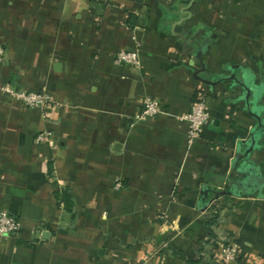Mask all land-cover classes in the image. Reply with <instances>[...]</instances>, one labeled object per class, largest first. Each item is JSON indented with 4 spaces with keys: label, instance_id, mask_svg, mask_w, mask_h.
Segmentation results:
<instances>
[{
    "label": "crops",
    "instance_id": "obj_1",
    "mask_svg": "<svg viewBox=\"0 0 264 264\" xmlns=\"http://www.w3.org/2000/svg\"><path fill=\"white\" fill-rule=\"evenodd\" d=\"M208 38L198 76L212 86L194 79L188 53ZM0 46V80L55 103L28 108L0 93V211L20 224L0 238V264H180L169 244L196 260L208 190L225 191L247 166L264 177V135L233 166L264 128V0H0ZM130 51L137 67L117 63ZM233 75L249 80L247 97L219 81ZM197 92L208 122L189 146L180 119ZM145 96L162 110L136 119ZM263 204L253 193L220 212L214 233L237 245L235 264H264Z\"/></svg>",
    "mask_w": 264,
    "mask_h": 264
},
{
    "label": "built area",
    "instance_id": "obj_2",
    "mask_svg": "<svg viewBox=\"0 0 264 264\" xmlns=\"http://www.w3.org/2000/svg\"><path fill=\"white\" fill-rule=\"evenodd\" d=\"M4 50L0 46V62L3 60ZM117 63L126 64L128 66L137 67L139 65L137 53L119 52L115 57ZM0 93L13 98L15 101L21 103L28 108H36L44 110L48 106L54 105L53 99L44 93L19 91L13 87L3 83L0 80ZM141 111L136 116V119L144 120L156 117L162 110L159 101L156 99L145 96L142 100ZM187 124V144L190 146L199 138L203 127L208 122V113L201 97L192 101L189 111L181 119ZM37 143H44L52 147L53 142L49 133H40L35 137ZM115 188H120L117 182ZM20 230L19 222L6 211H0V238L15 237ZM239 258V250L236 244L219 245L216 250L215 259L224 264H235ZM139 264V263H137Z\"/></svg>",
    "mask_w": 264,
    "mask_h": 264
},
{
    "label": "water",
    "instance_id": "obj_3",
    "mask_svg": "<svg viewBox=\"0 0 264 264\" xmlns=\"http://www.w3.org/2000/svg\"><path fill=\"white\" fill-rule=\"evenodd\" d=\"M182 41L183 38L180 37ZM208 39H205L202 41V44L194 43L196 47V51H193L192 48L188 51V53L192 54L191 63L200 65L201 70L198 72H193V77L195 80L207 85L212 86L213 84L210 81H207L205 79H201L198 75L205 70L204 65L201 61V55L208 49ZM219 81H231L230 87H240L242 90L245 91V97L248 96L249 88H250V82L248 79L244 78L243 80H239L235 75L226 77V78H220ZM259 127H264L261 122H258ZM264 135V128L263 129H257L251 132V143L249 146L241 150V145L236 151L235 157L233 159V166L239 161V160H247L249 159V156L253 149L257 148V141L260 136ZM242 174L246 175L241 180H229L227 183L228 192H221V194H230L237 196L239 194H245V193H254L257 192L258 198L264 199V196L262 195V191L264 188V177H261L260 169H257L255 167L247 166L244 171H241Z\"/></svg>",
    "mask_w": 264,
    "mask_h": 264
},
{
    "label": "trees",
    "instance_id": "obj_4",
    "mask_svg": "<svg viewBox=\"0 0 264 264\" xmlns=\"http://www.w3.org/2000/svg\"><path fill=\"white\" fill-rule=\"evenodd\" d=\"M128 25L134 26L135 23V16L130 15L127 20ZM198 97H201L199 93H195L193 97V101H195ZM242 160H239L238 162H241ZM228 187L225 191H218V190H208V194L204 197L202 204L208 209V216L204 223V228L207 231L208 238L206 241H201L200 249H199V256L196 260L189 259L185 257L181 251H179L177 248H175L172 245H167V249L171 252V254L174 257H177L180 261V264H206L208 258L215 259L216 257V250L218 249V241L217 237L214 233V228L219 224V217L220 212L227 208V203H232L234 198L238 197H244L253 193H245V194H239L237 196L230 195V194H221V192H228ZM254 194L258 195L257 192H254ZM263 195V194H262ZM264 196V195H263ZM55 198L57 200L58 205H63V207L66 210L71 209V200L69 194L65 190L57 191L55 192ZM207 198V199H206ZM233 206V205H232ZM234 207V206H233ZM264 209V204H263ZM231 243L224 242L222 245H229ZM233 244V243H232ZM206 247H212L213 250H215V253L208 254L206 252Z\"/></svg>",
    "mask_w": 264,
    "mask_h": 264
}]
</instances>
